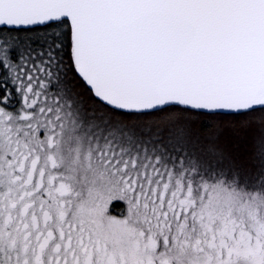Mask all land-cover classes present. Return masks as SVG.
<instances>
[{
	"label": "snow or ice",
	"instance_id": "6c2138e0",
	"mask_svg": "<svg viewBox=\"0 0 264 264\" xmlns=\"http://www.w3.org/2000/svg\"><path fill=\"white\" fill-rule=\"evenodd\" d=\"M0 264H264V0H0Z\"/></svg>",
	"mask_w": 264,
	"mask_h": 264
},
{
	"label": "trees",
	"instance_id": "16d2710c",
	"mask_svg": "<svg viewBox=\"0 0 264 264\" xmlns=\"http://www.w3.org/2000/svg\"><path fill=\"white\" fill-rule=\"evenodd\" d=\"M253 115H259V113H254ZM194 119L195 129L204 136L208 134L210 142L217 149H222L223 153L228 157L248 165L254 161L252 159L251 137L240 130L241 123L245 120L243 115L233 112H218L215 114H203L199 117H194ZM225 119L227 122H222ZM227 123L230 125L227 126ZM208 130H212V133L208 132ZM228 133H233L234 139L227 136Z\"/></svg>",
	"mask_w": 264,
	"mask_h": 264
},
{
	"label": "rangeland",
	"instance_id": "374dc122",
	"mask_svg": "<svg viewBox=\"0 0 264 264\" xmlns=\"http://www.w3.org/2000/svg\"><path fill=\"white\" fill-rule=\"evenodd\" d=\"M226 119L223 120L222 122H227ZM226 125L228 126L230 124L227 123ZM254 130H255V126H253V131H250L248 133V135L251 137V140H250L251 144H252V135L254 134ZM195 131L198 133L199 139H198V141L194 142V146L190 147V149H189L190 152L200 154V153H206L207 150L210 148H216L214 146V144L210 142V140H209L210 138H209L208 134H205L207 136H204L203 134H200L199 131H197L196 129H195ZM208 132L212 133V130H208ZM227 136L234 139L233 133H228ZM223 154H224V159L221 161L222 167L228 168L231 164H235L237 167H240L241 169L255 171L254 161H252L251 164L248 165V164H245L239 160H234L233 158L228 157L225 153H223ZM115 216H117V215H115Z\"/></svg>",
	"mask_w": 264,
	"mask_h": 264
},
{
	"label": "flooded vegetation",
	"instance_id": "af4514ba",
	"mask_svg": "<svg viewBox=\"0 0 264 264\" xmlns=\"http://www.w3.org/2000/svg\"><path fill=\"white\" fill-rule=\"evenodd\" d=\"M109 211L111 215H117L119 217L122 214H126V205L123 201H113Z\"/></svg>",
	"mask_w": 264,
	"mask_h": 264
},
{
	"label": "water",
	"instance_id": "95a60500",
	"mask_svg": "<svg viewBox=\"0 0 264 264\" xmlns=\"http://www.w3.org/2000/svg\"><path fill=\"white\" fill-rule=\"evenodd\" d=\"M220 112H230V111H227V110H223V111H220Z\"/></svg>",
	"mask_w": 264,
	"mask_h": 264
}]
</instances>
